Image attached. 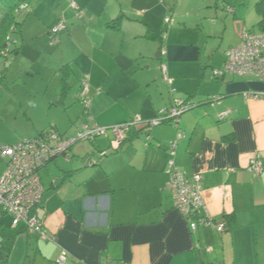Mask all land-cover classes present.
Wrapping results in <instances>:
<instances>
[{
	"label": "crops",
	"instance_id": "obj_1",
	"mask_svg": "<svg viewBox=\"0 0 264 264\" xmlns=\"http://www.w3.org/2000/svg\"><path fill=\"white\" fill-rule=\"evenodd\" d=\"M72 2L85 12L82 18ZM232 9L244 21L216 57L199 40H175L183 28L163 23L159 0H33L28 5L20 17L21 37L30 21L42 23L51 36L61 20L68 24L56 35L73 51L62 62L81 78L90 76L89 113L99 126L136 116L157 118L176 100L193 108L178 126L163 123L134 133L126 141L132 146L120 148L115 157L79 149L67 160L49 163L40 172L44 193L37 215L55 238L42 240L0 211V264H58L62 250L69 254L66 264H264V170L260 175L249 170L256 157L264 167V99L244 94L263 92L264 79L214 76L248 30L251 11ZM119 16V28L111 27ZM20 53L21 48L12 59ZM173 143L176 167L201 175L210 215L219 222L233 215L234 225L224 233L210 227L194 232L174 208L166 188ZM111 146L96 143L100 152L110 153ZM88 156L93 164L87 165ZM5 169L0 159V178Z\"/></svg>",
	"mask_w": 264,
	"mask_h": 264
},
{
	"label": "rangeland",
	"instance_id": "obj_2",
	"mask_svg": "<svg viewBox=\"0 0 264 264\" xmlns=\"http://www.w3.org/2000/svg\"><path fill=\"white\" fill-rule=\"evenodd\" d=\"M257 1L165 0L163 3L159 0L165 10L163 23L169 25L168 28L174 25L183 28L181 33L173 35L174 39L179 42H184L186 38L199 40L203 48L207 47L204 49L208 55L216 57L221 55L225 44L234 40L239 32V24L244 21L239 14L233 15L232 7H247L251 11V17L246 20V27L253 33L261 32L258 25L260 18L254 8ZM82 13L84 15L85 12L82 10ZM167 18L171 22L166 21ZM41 25L30 21L22 27V37L19 33H12V47L21 48V53L15 59L0 58V145L20 143L38 135V132L52 130L54 126L58 128L59 134L76 137L86 121L81 98L77 101L83 76L81 78L72 70L65 71L67 61L62 62L63 57L68 59L72 56L69 41L51 36L47 30H42ZM36 32L38 33L35 34ZM90 125L95 126V121L91 120ZM108 135L109 138L98 136L94 141L79 140L71 150L77 152L80 149L81 153L88 152L100 157L96 143L100 145L101 141H107L112 146L116 144L113 142L111 129ZM131 146L126 142L120 148ZM69 158L70 155L58 156L56 159Z\"/></svg>",
	"mask_w": 264,
	"mask_h": 264
},
{
	"label": "built area",
	"instance_id": "obj_3",
	"mask_svg": "<svg viewBox=\"0 0 264 264\" xmlns=\"http://www.w3.org/2000/svg\"><path fill=\"white\" fill-rule=\"evenodd\" d=\"M71 7L81 18L83 13L77 4L72 2ZM20 10L22 12L27 11L28 6H21ZM166 21L171 22V19L167 18ZM65 29V22L62 21L54 26L51 31L56 36ZM7 42V46L12 47L11 36L7 38ZM7 52L9 51L7 50ZM162 69L164 80L170 84L171 80L168 78L166 66H163ZM225 75H253L264 79L263 32L242 31L239 44L226 52L224 68L214 70L215 77ZM244 94L247 98L264 99V91L245 92ZM80 98L85 107L86 121L78 130L76 137H65L52 129L17 144L0 145V159L6 162V169L0 178V211L13 218L14 226L24 223L28 233L38 235L42 240L53 241L55 238L54 234L45 228L44 223L37 215V208L41 204L44 193L40 171L48 163L58 156L69 157L70 150L79 140L94 141L98 136L109 138V129L112 130L113 142L116 143L115 146H111L114 150L121 147L133 129H150L163 123L178 126L182 115L190 108L184 100H176L169 110H164L157 118L144 119L136 116L128 122L112 127H102L98 124L90 125L93 118L89 113L91 105L89 75L83 76ZM228 114L229 111L223 112L221 117L224 118ZM170 150L169 180L166 188L173 195L174 208L188 220L192 231L195 232L202 227H210L219 233H224L227 228L225 222L215 220L208 212L203 196L201 175H188L176 167L174 162L176 143L171 145ZM100 153L101 156L107 154L106 151ZM249 170L258 175L263 172L264 167L259 157L251 161ZM211 250L212 248H207V251ZM68 256V252L62 250L58 264H66Z\"/></svg>",
	"mask_w": 264,
	"mask_h": 264
},
{
	"label": "trees",
	"instance_id": "obj_4",
	"mask_svg": "<svg viewBox=\"0 0 264 264\" xmlns=\"http://www.w3.org/2000/svg\"><path fill=\"white\" fill-rule=\"evenodd\" d=\"M32 1L33 0H0V58H3L5 60H8V59L14 58L16 55L19 54L20 48H17V47H15V48L14 47H10L9 48L7 46L8 45L7 38L9 36H11L12 33H19L20 34L21 25H22V22L20 21V17H21V15L23 13L20 10L21 9V6H23V5H27L28 6V5H30V3ZM255 9H256L257 14L260 17V21H259V24H258L259 25V28H260V31L264 33V0H258L257 3L255 4ZM233 12H234V10H233ZM75 15L77 16V12L76 11H75ZM82 17H83V15H82ZM78 18L80 19V17H78ZM121 19H122V16L117 17L110 24V26L113 27V28H117L118 29L119 28V23H120ZM62 21H64V20H61L60 22H62ZM65 25H66V29H67V23L66 22H65ZM147 37L148 38H153V35H151V33H148L147 34ZM7 50L9 52H7ZM66 70H70L69 69V65L65 67V71ZM1 80H2V77H1ZM53 128H54L53 129L54 131H58V130H56L55 127H53ZM50 130L51 129H49L48 131H50ZM143 130L145 131V130H148V129H146V128L133 129L131 131L132 133L130 132L128 134L127 139L128 140L129 139L132 140V138L136 137L134 133H141ZM48 131H44V132H48ZM44 132H41V133H44ZM41 133H39V134H41ZM127 139L124 141V143L127 141ZM124 143H122L121 146ZM119 149L120 148L114 149L110 153H108L106 151L107 152L106 155L115 153V152L119 151ZM70 153H71V150H70ZM91 158L92 157H90V156H88L86 158V159H88L87 165H90L92 163ZM53 161H51V162H53ZM69 173H71V172H68L67 174H69ZM40 178H41V176H40ZM225 224H226L227 228L233 227V225H234V217H233V215L226 216ZM57 263H58V260H57Z\"/></svg>",
	"mask_w": 264,
	"mask_h": 264
},
{
	"label": "water",
	"instance_id": "obj_5",
	"mask_svg": "<svg viewBox=\"0 0 264 264\" xmlns=\"http://www.w3.org/2000/svg\"><path fill=\"white\" fill-rule=\"evenodd\" d=\"M192 108H193V107H191V108H189V109L191 110ZM189 109H188L186 112H188ZM186 112H185V113H186ZM185 113H184V114H185ZM183 137H184V134H183V133H180V134H179V139H181V138H183Z\"/></svg>",
	"mask_w": 264,
	"mask_h": 264
}]
</instances>
